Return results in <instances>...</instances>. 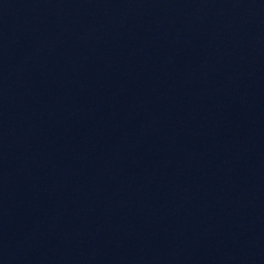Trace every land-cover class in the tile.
Returning a JSON list of instances; mask_svg holds the SVG:
<instances>
[{
	"label": "water",
	"instance_id": "water-1",
	"mask_svg": "<svg viewBox=\"0 0 264 264\" xmlns=\"http://www.w3.org/2000/svg\"><path fill=\"white\" fill-rule=\"evenodd\" d=\"M0 264H264V0H0Z\"/></svg>",
	"mask_w": 264,
	"mask_h": 264
}]
</instances>
